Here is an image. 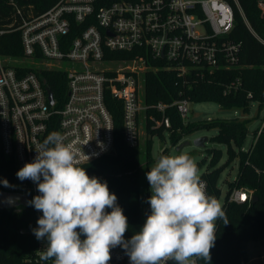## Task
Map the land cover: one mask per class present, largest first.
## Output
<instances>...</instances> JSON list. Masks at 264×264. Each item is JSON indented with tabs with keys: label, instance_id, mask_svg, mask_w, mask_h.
Segmentation results:
<instances>
[{
	"label": "built area",
	"instance_id": "2783aa9c",
	"mask_svg": "<svg viewBox=\"0 0 264 264\" xmlns=\"http://www.w3.org/2000/svg\"><path fill=\"white\" fill-rule=\"evenodd\" d=\"M257 5L264 18V0H257ZM238 8L244 16L239 4ZM244 20L264 44L245 16ZM233 24L234 10L225 0H121L107 5L100 0L58 1L18 28L23 58L0 56V151L20 169L34 160L36 145L55 124L65 143L77 150L79 166L113 153L108 95L121 103L123 135L130 147L139 146V128L148 121L154 129L170 128V107L188 122L187 99L147 104L145 74L162 67L185 78L193 72L204 76L206 70L217 71L224 64L237 66L241 45L229 39ZM22 68L63 72V105L50 104L45 82ZM149 110L161 113L162 119L147 115ZM31 184L32 199L37 186ZM252 197L247 189L234 190L228 202L247 203ZM109 264L130 260L118 246L111 249Z\"/></svg>",
	"mask_w": 264,
	"mask_h": 264
},
{
	"label": "trees",
	"instance_id": "16d2710c",
	"mask_svg": "<svg viewBox=\"0 0 264 264\" xmlns=\"http://www.w3.org/2000/svg\"><path fill=\"white\" fill-rule=\"evenodd\" d=\"M60 0H0V56L2 58L20 59L24 57L21 31L18 28L24 20H30L54 6ZM121 0H100L107 5ZM136 1V0H126ZM234 10V24L229 39L241 45L237 66L224 67L220 70H206L204 76L196 72L185 78L173 71L159 67L155 72L145 74V97L147 104H172L180 99L190 103H216L222 110H241L249 116L252 107L257 105L252 118L216 119L207 121L184 122L176 108L166 110L171 126L151 128L150 121L145 125L147 145L143 166L140 147L127 145L123 135V112L121 103L107 96L106 102L114 121V151L100 159L81 165L87 174L106 181L110 192L118 197L117 203L128 219L125 238L130 239L143 226L141 219V199L143 179L152 166V138H163L167 131L170 140L176 146L184 136L199 130H217L210 139L212 143L226 146L228 160L226 165L238 162V174L234 181L228 183V191L223 209L229 223L217 221L216 242L211 249V264H248V246L251 242L264 239V117L262 124L253 131V142L244 150L250 133V125L264 112V44H262L247 27L244 16L252 30L264 39V18L257 5V0H225ZM162 66V65H161ZM23 73L34 71L45 82L53 94L55 107L63 105L67 98V83L63 72L22 68ZM158 120L162 114L155 110L147 111ZM55 124L49 133L56 131ZM261 133L258 136V132ZM48 133V134H49ZM210 157L209 168L201 175L207 183L208 194L217 199L221 196L218 186L224 171L219 166L222 150L207 149ZM198 169L201 165L197 163ZM19 168L12 159L0 151V181L7 180L9 186L0 183V192H18L33 195L30 180L21 181L16 176ZM143 171L145 173H143ZM247 189L256 197V201L247 203L228 202L234 190ZM40 193L37 191V195ZM111 211V209H107ZM151 209L149 208V214ZM42 212L34 207H19L0 210V264H52L41 261L39 252L47 246L46 240H37L32 229L37 227V220ZM82 239L84 237H81ZM199 264H204L200 261Z\"/></svg>",
	"mask_w": 264,
	"mask_h": 264
},
{
	"label": "clouds",
	"instance_id": "9594fccd",
	"mask_svg": "<svg viewBox=\"0 0 264 264\" xmlns=\"http://www.w3.org/2000/svg\"><path fill=\"white\" fill-rule=\"evenodd\" d=\"M35 151L34 160L16 176L31 180L40 193L28 204L42 212L32 229L37 240L47 242L39 252L41 261L109 264L111 249L119 246L130 264H211L217 221H229L220 201L207 193L189 154L156 159L146 173L150 214L140 230L125 239L129 225L118 197L106 181L90 177L79 166L77 150L65 143L62 133H49ZM0 183L9 186L7 180Z\"/></svg>",
	"mask_w": 264,
	"mask_h": 264
},
{
	"label": "rangeland",
	"instance_id": "374dc122",
	"mask_svg": "<svg viewBox=\"0 0 264 264\" xmlns=\"http://www.w3.org/2000/svg\"><path fill=\"white\" fill-rule=\"evenodd\" d=\"M9 60V58H5ZM189 114L187 121H207V120H216V119H232V118H245L249 117L252 118L255 116L257 105L252 107L251 114L249 116H245L241 110H232L226 111L222 110L216 103L208 102V103H189ZM264 117V112L261 113L259 119L254 120L250 128V133L246 139L244 150H248L253 142V131L262 124ZM140 141L139 147L142 152L141 160L144 166L145 163V148L147 136L145 125L140 126ZM217 134V130H199L190 135L184 136L182 140L174 146L170 140V135L166 131L164 133L163 138L158 135L153 136L152 138V149H151V156L153 159L152 166L154 165L156 159L160 155H178L180 153H187L191 157H193L196 163L201 165V169L199 170L200 175L205 173L209 168V161L210 157L207 154V149H219L222 150V158L219 163V166L224 165L225 169L222 172L220 179H219V188L221 190V196L218 199L221 204L224 203L226 194L228 191V183L235 180L238 174V162L235 161L231 165H226L228 160L227 148L224 145L212 143L210 139ZM208 138V141L205 142V146L203 148L196 147L194 142L199 138ZM150 166V167H152ZM143 173H145L143 171ZM147 173V171H146ZM146 173L144 176L143 181V188H142V199H141V219L142 223L144 224L147 215L149 214L150 205L147 203L148 198L151 196L150 192V185L146 178ZM248 264H264V239L258 242H251L248 246Z\"/></svg>",
	"mask_w": 264,
	"mask_h": 264
},
{
	"label": "water",
	"instance_id": "95a60500",
	"mask_svg": "<svg viewBox=\"0 0 264 264\" xmlns=\"http://www.w3.org/2000/svg\"><path fill=\"white\" fill-rule=\"evenodd\" d=\"M49 101L50 104L54 103L53 94L50 90H48ZM208 141V138H199L194 144L196 147L203 148L205 146V142ZM31 200V195L29 193L22 194L18 192H0V210H9L16 209L19 207H30L28 201ZM252 201H256V197H252Z\"/></svg>",
	"mask_w": 264,
	"mask_h": 264
}]
</instances>
